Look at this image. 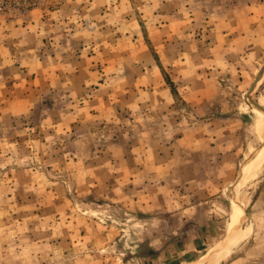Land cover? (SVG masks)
<instances>
[{
    "label": "rangeland",
    "instance_id": "1",
    "mask_svg": "<svg viewBox=\"0 0 264 264\" xmlns=\"http://www.w3.org/2000/svg\"><path fill=\"white\" fill-rule=\"evenodd\" d=\"M257 125L264 0H0V264H264Z\"/></svg>",
    "mask_w": 264,
    "mask_h": 264
},
{
    "label": "bare ground",
    "instance_id": "2",
    "mask_svg": "<svg viewBox=\"0 0 264 264\" xmlns=\"http://www.w3.org/2000/svg\"><path fill=\"white\" fill-rule=\"evenodd\" d=\"M257 128L259 133L264 136L263 128L258 125ZM226 225V232L223 238L217 244L215 243L211 249L207 250L200 257V259L189 264H202L207 259H214L216 257L225 255L232 247H234V245L239 241L244 229L239 212L232 210L229 222Z\"/></svg>",
    "mask_w": 264,
    "mask_h": 264
},
{
    "label": "water",
    "instance_id": "3",
    "mask_svg": "<svg viewBox=\"0 0 264 264\" xmlns=\"http://www.w3.org/2000/svg\"><path fill=\"white\" fill-rule=\"evenodd\" d=\"M260 73H258V75H256V77H255V80H254V83L252 84V86L250 87V89L248 90V93H250L251 91H252V87H253V85L260 79ZM264 144V141L262 142V144L261 145H263ZM205 264H207V263H205Z\"/></svg>",
    "mask_w": 264,
    "mask_h": 264
},
{
    "label": "crops",
    "instance_id": "4",
    "mask_svg": "<svg viewBox=\"0 0 264 264\" xmlns=\"http://www.w3.org/2000/svg\"><path fill=\"white\" fill-rule=\"evenodd\" d=\"M193 261H195V260H193Z\"/></svg>",
    "mask_w": 264,
    "mask_h": 264
}]
</instances>
